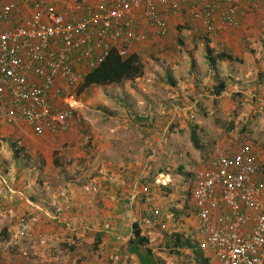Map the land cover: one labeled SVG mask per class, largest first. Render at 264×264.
<instances>
[{"label":"built area","instance_id":"obj_1","mask_svg":"<svg viewBox=\"0 0 264 264\" xmlns=\"http://www.w3.org/2000/svg\"><path fill=\"white\" fill-rule=\"evenodd\" d=\"M264 0H0V114L37 137L59 135L74 119L76 88L111 50L127 55L175 24L206 36L237 28ZM249 144L214 145L193 175L200 243L217 264H264V174ZM97 183L83 185L87 193ZM32 217L15 219L18 237ZM50 239L38 235V242ZM0 264H6L0 261Z\"/></svg>","mask_w":264,"mask_h":264},{"label":"crops","instance_id":"obj_2","mask_svg":"<svg viewBox=\"0 0 264 264\" xmlns=\"http://www.w3.org/2000/svg\"><path fill=\"white\" fill-rule=\"evenodd\" d=\"M250 16L252 14H246L237 28H227L223 33L212 35L213 37L206 36L215 39L214 42L220 43L226 50L230 49L234 57H237L234 58L235 60L239 59V66L235 67V70L245 71L237 75L241 78L249 73V65L252 66L248 60L250 59L249 49H246L244 45L241 47L246 39L252 37L254 18L250 20ZM169 19L173 26L172 31L170 30L164 39H153L152 43L173 38L174 28H177L176 17L171 15ZM193 35L197 36L195 33ZM198 36L204 38L200 33ZM212 73L213 76L216 74L214 71ZM263 76L261 74V81L251 83L255 80L253 79L250 83L244 82L243 86L239 80L226 79L224 80L226 87L219 95L213 93L217 81L210 78L207 84L196 80L192 84L181 86V93H187L183 102H193L191 106L195 107L198 101L201 102L205 97H210L211 100H217L219 105L216 111L207 108V113L205 112L207 117L222 116L225 111L227 118L241 117L250 120L251 124H256L254 120L257 116V109L249 108L240 111L236 108L240 101H248L249 93L251 96L255 94L254 84L263 88ZM240 84L243 89L239 90ZM188 96H191V99L187 100ZM210 99L205 103L209 104ZM139 101L138 99L137 102ZM225 101L231 102L228 110L220 106ZM187 105L189 107V104ZM185 112L182 109L180 111L168 109L167 115L165 111H157L149 106L147 113L136 115L137 118L142 117L143 120L150 119L147 126L136 125V132L144 133L147 135L146 138L141 143H133L129 147L127 162L121 154H116L113 161L107 162V159L100 161L99 173L96 171L91 173L90 168L94 167V163L90 161L86 151L84 152L82 143L80 144L78 140L73 141V136L78 131L70 128L63 134L55 136L47 134L37 137L30 129L25 128L26 134L41 138L40 141L53 140V145L50 143L52 148L49 149L45 143L37 149L43 155L42 163L39 164V169L43 172V178L38 180L42 183L38 186L40 192L31 195L20 190L15 198L11 199L9 197L12 196L11 189H9L8 199L2 203L3 205L0 204L2 209L13 208L19 210L20 214H29L32 217L30 236L26 239L21 238L24 242H19V247L16 243L12 247L13 251L18 249L22 254L19 258L20 263L141 264L139 255L128 251L132 224L137 223L147 236L148 234L156 235V240L139 249L140 255H145L149 249V255L155 264H217L211 252L201 245L200 236L196 232L191 196L192 176V183L185 186L175 179L172 180L173 176L167 174V153L172 152L171 143L178 140L176 134L169 132L168 136L167 125L164 128L161 125L156 127L154 123V120L158 123L163 115H167L170 119L176 117L183 119ZM4 122L6 123L5 119ZM262 125L264 126V122ZM199 127L195 124L190 128H195L200 138L199 142L202 144L201 148L195 147L198 151L195 164L206 165L211 154V150L206 149L208 145L236 147L233 140L237 137L239 130H236L234 135L232 132L234 128L228 130L229 128L224 127L226 131L224 132L221 126H210L207 134L203 133L202 128V133L199 135ZM13 130L8 129L7 132L18 134L16 129L13 128ZM66 141L68 143L65 147L70 148L71 146V150H68L72 152V157L69 153L59 151ZM247 144L259 153L260 172L264 174V163L262 162L264 154L262 155L261 148L251 142ZM0 153L8 157L11 152L9 148L1 144ZM82 156H85L84 163L81 162ZM73 161L74 163L70 164ZM68 165L73 171L67 169ZM47 174L51 175V179H48ZM90 181L97 183L98 188L96 191L87 193L83 190V185ZM80 183L83 184L79 185ZM29 187L32 186L29 185ZM39 234L50 237V239L45 243H39Z\"/></svg>","mask_w":264,"mask_h":264},{"label":"rangeland","instance_id":"obj_3","mask_svg":"<svg viewBox=\"0 0 264 264\" xmlns=\"http://www.w3.org/2000/svg\"><path fill=\"white\" fill-rule=\"evenodd\" d=\"M251 18H254L252 20V37L246 39L241 46L243 47L244 45L246 49H249L250 59L248 60L252 64V66L249 65V73L244 75V78L237 76L245 72L244 70H235V67L239 66V60L218 59L215 61L214 66L211 67L206 58L205 44L207 42L204 39H208L210 45L213 48H217H214V51L218 50L234 56L230 49L226 50L220 43L214 42L215 39L206 37L201 29L197 27H181L180 29L174 28L172 39L156 43L150 41L138 48L137 51L142 55L144 62L141 76L133 80H127L120 85L93 86L79 94L76 93L75 115L69 129L78 131L73 136V141L78 140L80 144L82 143L84 152L86 151L90 161L94 163V167L90 168L91 173L95 171L99 173L100 161L104 159H107V162L109 160L113 161L112 159L116 157V154H121L126 159V162L128 161L127 153L129 147L133 143H141L147 136L142 132L138 134L136 125L147 126V123L150 122L149 118L143 120L142 117L137 118L136 115L147 113L149 106L157 111H165L166 113L168 109L186 111L183 119L181 117L170 119L167 117V113V115L159 118L158 123L154 120L156 127L161 125L164 128L167 125L165 127L168 136L169 132H174L172 133L173 135L176 134L178 140L171 143L172 152L168 151L167 153V174L173 176L172 180L175 179L181 185H190L192 183L191 176L193 178V173L202 167L201 164L194 163L198 151L190 138V128L195 124L200 126V130L198 129L199 135L202 133V128L204 130L203 133L207 134L210 126H221L224 132H226L224 127L229 128L228 130L234 128L232 130L234 135L236 130H239L237 137L233 140L235 146L251 142L261 148L263 155L264 85L261 89L259 85L254 84L256 92L253 96L245 90L251 97L247 96L248 101H240L236 108L240 111H245V109L248 110L249 108L260 111H256L257 116L254 120L256 124H251L250 120L241 117L227 118L225 111L223 112V117L214 116L209 118L205 112L207 113V108L216 111L219 105L217 100L205 97L203 101H198L197 105L192 107L191 104L193 102H183L187 93H181V86L192 84L196 80L201 83L204 81L207 84L210 78L213 81L218 80L215 79L212 71L216 72L219 79L239 80L243 83L242 86L244 82L247 84L253 79L255 80L251 83L261 81V74L264 75V9L254 12L249 19L251 20ZM178 25L180 24L176 26L178 27ZM194 32L197 36L193 35ZM198 33L203 35L204 38L202 39L198 36ZM244 79H247L246 81L248 82L244 81ZM242 86L240 84L238 89H243L241 88ZM251 92L254 93V91ZM190 97L188 96L187 100L191 99ZM138 99L140 100L139 102H137ZM209 99L210 103H205ZM222 103L223 105L220 106L228 110L231 102L225 101ZM187 104H189V107ZM175 127L176 129H174ZM3 128H6V130H3ZM13 128L18 131V134L7 132L8 129L14 131ZM25 128L23 125L5 123L4 117L0 114V145L4 144L11 152L8 157L0 153V204L8 199L7 193L10 192L9 189H11L10 193L12 196H9L11 199L15 198V195L20 190H24L31 195H36L40 192L38 186L42 183H39L38 180L43 178V172L42 170L40 171L39 164L42 163L43 155L37 149L45 143H47V148H52L50 143L53 140L49 142H46V140L40 141L41 138H34L35 136H31L29 133L26 134ZM67 143L66 141L65 145H61L59 151L60 153H69L72 157L71 146L70 148L68 146L65 147ZM13 145L19 151L16 158L13 156L11 149ZM212 147L213 145H208L206 149L211 150ZM84 161L85 156H82L81 162L84 163ZM262 162L264 163V155ZM73 163L74 161L70 164ZM67 169L73 171L70 165L67 166ZM48 177V179H51V175ZM81 184L83 183L79 185ZM29 185L32 187H29ZM20 215L22 214H20L19 210L7 209L6 207L2 209L0 207V261L6 264H21L19 259L22 256L21 252L18 249L12 250L15 243L19 247V242H24L17 236L15 231V219Z\"/></svg>","mask_w":264,"mask_h":264},{"label":"trees","instance_id":"obj_4","mask_svg":"<svg viewBox=\"0 0 264 264\" xmlns=\"http://www.w3.org/2000/svg\"><path fill=\"white\" fill-rule=\"evenodd\" d=\"M181 27L190 28V25L184 23L182 25H178L177 28L180 29ZM179 42L182 43L181 41ZM206 42V58L209 61L211 67L214 66L215 61L218 59L235 58L231 54H227L218 50L214 51V48L210 45L208 39H206ZM143 69V58L138 51H132L127 55L123 56L113 49L106 55V57L101 63L96 65L94 68L88 70L84 74L82 81L76 88V93L79 94L93 86L120 85L127 80H133L141 76L143 73ZM214 76L215 79L218 80H216L217 83L213 88V93L219 95L225 89L226 83L224 80L219 79L216 74H214ZM190 138L196 148H201L202 144L199 142L200 138L195 128L191 129ZM11 149L13 151V156L16 158L19 151L14 148V145ZM55 161L57 162V160ZM154 240H156L155 234H148L147 236L145 233H143L137 223H133L132 233L128 240V251L134 252L139 255V258L141 259V264H155L152 261L151 255H149V249H147V253L145 255H140L139 253V249H141V247L145 246L150 242H153Z\"/></svg>","mask_w":264,"mask_h":264}]
</instances>
